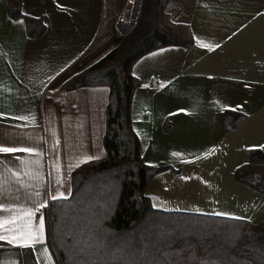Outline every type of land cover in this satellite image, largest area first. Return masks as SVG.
<instances>
[{"label":"crops","instance_id":"crops-1","mask_svg":"<svg viewBox=\"0 0 264 264\" xmlns=\"http://www.w3.org/2000/svg\"><path fill=\"white\" fill-rule=\"evenodd\" d=\"M140 2L21 0L23 16L12 18L0 0V146L33 150L0 152V222L18 218L0 235L38 232L43 220L30 247L37 264H56L44 209L70 195L81 161L105 155L109 87L65 84L118 46ZM25 15L41 17L44 33L28 36ZM161 23L191 43L132 65V128L143 162L162 167L144 194L157 210L264 223V192L234 176L253 151L264 156V0H169ZM226 110L242 114L230 130ZM18 244L0 240V264H23Z\"/></svg>","mask_w":264,"mask_h":264},{"label":"trees","instance_id":"trees-1","mask_svg":"<svg viewBox=\"0 0 264 264\" xmlns=\"http://www.w3.org/2000/svg\"><path fill=\"white\" fill-rule=\"evenodd\" d=\"M10 17L23 16L21 0H3ZM169 0H141L131 31L117 47L66 82L65 88L109 87L102 158L82 163L71 173V192L44 209L45 239L56 264H264V223L151 206L144 194L149 178L162 167L142 160L132 128L131 104L138 82L133 63L164 45L187 46L191 38L161 23ZM28 36L45 31L41 17L24 16ZM242 114L225 111V129ZM236 168V180L264 192V161ZM23 264H37L30 247Z\"/></svg>","mask_w":264,"mask_h":264},{"label":"snow or ice","instance_id":"snow-or-ice-1","mask_svg":"<svg viewBox=\"0 0 264 264\" xmlns=\"http://www.w3.org/2000/svg\"><path fill=\"white\" fill-rule=\"evenodd\" d=\"M202 46L208 47L207 44H204ZM18 151L32 152L33 150L29 148H13V147L0 146V152H3V153H12V152H18ZM83 162H86V161H81V163ZM0 210H3V205H0ZM25 215L31 216L33 215V213H26ZM17 219L18 218L13 217L11 220L0 222V228H4L5 224L16 225ZM13 231L15 232V234H13L10 238L4 235H0V240L7 239L9 243H15L19 241L18 246L20 247H34L35 243L41 242L40 238L43 236V220H41L40 222L38 232L29 231L27 234H25L23 231L19 229V227L14 228ZM45 251L47 250L45 249ZM38 264H39V261H38Z\"/></svg>","mask_w":264,"mask_h":264},{"label":"rangeland","instance_id":"rangeland-1","mask_svg":"<svg viewBox=\"0 0 264 264\" xmlns=\"http://www.w3.org/2000/svg\"><path fill=\"white\" fill-rule=\"evenodd\" d=\"M106 55V54H105Z\"/></svg>","mask_w":264,"mask_h":264},{"label":"water","instance_id":"water-1","mask_svg":"<svg viewBox=\"0 0 264 264\" xmlns=\"http://www.w3.org/2000/svg\"><path fill=\"white\" fill-rule=\"evenodd\" d=\"M139 1V0H138Z\"/></svg>","mask_w":264,"mask_h":264}]
</instances>
